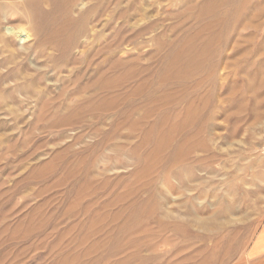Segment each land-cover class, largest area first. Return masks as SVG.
I'll return each instance as SVG.
<instances>
[{
	"label": "rangeland",
	"instance_id": "1",
	"mask_svg": "<svg viewBox=\"0 0 264 264\" xmlns=\"http://www.w3.org/2000/svg\"><path fill=\"white\" fill-rule=\"evenodd\" d=\"M220 1L92 0L102 119L34 117L18 70L0 83V264H264V0ZM20 34L0 71L30 53L60 92Z\"/></svg>",
	"mask_w": 264,
	"mask_h": 264
},
{
	"label": "bare ground",
	"instance_id": "2",
	"mask_svg": "<svg viewBox=\"0 0 264 264\" xmlns=\"http://www.w3.org/2000/svg\"><path fill=\"white\" fill-rule=\"evenodd\" d=\"M91 1H88L86 7L81 8V0H0V51L3 54H11L13 57L15 54L18 55L19 52L13 42L18 36L22 38L20 33L25 32V37L22 40L34 37L35 55L37 58L46 57L51 64L47 66L48 69L53 70L55 75L61 79L60 92H56L53 85L44 83L45 76L48 73L47 69H30L34 71L33 74L23 72L22 68L27 65L26 60L31 55L30 53L25 54L24 57L22 56L21 60H18L16 56V61L10 62L14 64L13 67L9 68L6 73L0 71L1 83L11 78L13 72L18 70L16 75L20 80L16 82L14 89L24 91L25 94L30 95L29 99H34L36 108L34 107L35 110L32 116L83 121L102 119L107 115L109 111V81H111V79L108 81L106 70H104L108 64L107 46H105L106 51H103L105 54L99 62L92 60L85 64L83 62L84 56L80 57L76 54V50L81 46L82 39L94 30V27H89L95 19L94 17L100 15L102 9L104 16L107 15V8L91 6ZM249 1L251 0H221L218 6L229 5L231 11L229 10L225 14V18L232 20L233 17L241 15L240 11L242 9L239 8H243ZM16 14L21 15L17 20L19 25L17 24L15 28L11 26H8L11 28H5L7 24L10 25L14 21L13 17ZM220 15L222 16V13ZM4 23L5 25H3ZM3 30L5 33H3ZM8 34H14L13 37L9 38L11 40L10 44L2 41V39H8ZM92 46L90 47L87 44L85 49L89 51ZM5 64V59L0 60V67ZM71 68H73L72 71L78 69L79 73L82 71L86 72L85 74L91 73V75L95 74L96 71L98 79L85 84L83 80L86 77L80 74H64L66 69L70 70ZM37 78H39V84L41 85L35 84ZM88 81H90L89 78ZM32 88H40L41 91L36 94L31 91ZM18 103L22 107L25 104H27L26 106L31 104L30 101L25 102L24 100H19Z\"/></svg>",
	"mask_w": 264,
	"mask_h": 264
}]
</instances>
